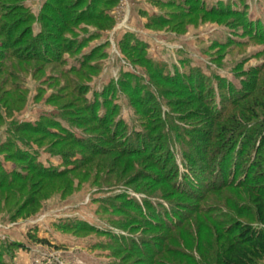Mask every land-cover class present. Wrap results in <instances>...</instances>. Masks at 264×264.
<instances>
[{
	"label": "rangeland",
	"instance_id": "374dc122",
	"mask_svg": "<svg viewBox=\"0 0 264 264\" xmlns=\"http://www.w3.org/2000/svg\"><path fill=\"white\" fill-rule=\"evenodd\" d=\"M44 11L63 28L58 40L32 41L54 32ZM74 13L84 21L71 23ZM17 16L26 21L11 29ZM0 58V179L39 182L37 165L78 174L65 194L49 188L24 217V209L16 214L23 197L0 202V264H146L141 252L124 250L130 240L137 249L163 243L165 264H189L183 254L197 259L196 225L237 222L264 233V211L247 194L224 192L250 212L236 216L219 193L196 201L200 190L186 187L211 179L188 157L204 125L178 89L195 86L196 76L221 114L243 96L264 72V0H0ZM23 125L37 132L15 131ZM131 148L137 154L127 157ZM144 153L169 168L171 185L158 183ZM152 216L159 227L146 222ZM175 224L192 238L174 239Z\"/></svg>",
	"mask_w": 264,
	"mask_h": 264
},
{
	"label": "trees",
	"instance_id": "16d2710c",
	"mask_svg": "<svg viewBox=\"0 0 264 264\" xmlns=\"http://www.w3.org/2000/svg\"><path fill=\"white\" fill-rule=\"evenodd\" d=\"M73 9L75 8H72V10ZM52 12L55 13V10H52ZM57 17V14L56 17H50L46 15L45 11L42 12L40 18L46 20L45 28L53 27L54 32L48 33V35L47 33L43 35L39 34L37 37H31L30 39L36 41L37 39L45 38L47 42L49 39L58 40V38L54 37L62 30L63 22L56 19ZM82 17L81 14L74 13L71 15L70 21L71 23L84 21ZM96 19H98V17H94L93 20ZM89 20H91V18ZM24 22L20 16H17V19L10 27L14 29L18 24H23ZM26 27L28 26H25V28ZM13 41L16 45L24 43L20 35L16 36ZM32 45L33 47L35 46L36 49L37 45L32 43L30 46ZM17 59H21L20 55L17 56ZM1 71L4 70L2 69ZM252 77L253 78L248 82L249 85L246 86L247 88L243 96L240 98H232L230 102L228 101V109L223 114L205 103V97L201 94L202 84L196 76L194 77L195 86H179L178 89L182 92L181 96L185 95L187 97L185 98L187 102L185 106L191 105L195 109V116H197L200 123L204 125L203 130H197L192 134V140L195 144V154L194 156L188 157L190 161H195L196 164L202 167V172L208 173V177L211 181L209 180L206 183H202V185H198L196 182L198 180L196 178L187 180L186 187H193V189H191L192 191H196L194 188L200 190L199 194L191 193L193 198L196 201H202L206 199L209 194L215 193H219L224 197L226 194L224 193L225 191H233L237 195L247 194L248 197L251 198V203L255 206L257 212L261 213L264 211V72L260 75L254 73ZM176 105L178 107L183 106V104L179 102ZM15 131L37 132L36 129L32 128L30 125L18 126L15 128ZM131 144L132 143H129L130 147ZM127 151V153L130 152V154H126L127 157L137 154L131 152L133 148ZM144 156L145 160L149 163L145 166L156 170V174L158 175L156 179L158 183H164L167 186L171 185L170 175L172 172H167L169 168L167 169L164 164H161L160 159H154L151 153H144ZM214 163L217 164V169L213 167V169L208 171V168H212L211 165ZM127 167L128 165L126 168ZM111 168L114 169V166L112 165ZM123 169L124 168H122L120 174H124L125 169ZM69 172L74 173H71V175L67 172L66 175H63L61 172L46 170L43 169L41 165H37L32 168V173L36 175L39 182H32L28 175L17 173L11 175L7 179L3 177L0 179V189L7 188L9 191L2 194L0 193V202H8L10 200L14 202L18 197H23L22 205L16 210V214L21 215L18 211L24 209L25 213L22 214L23 217L29 215L34 212V209L38 206L37 203L39 198H41L45 192L50 191L49 188L52 187V190H60L63 194L67 192L66 190L73 185V179L78 175L76 173V168ZM62 184H64L63 187L61 186ZM180 192L185 194L186 190ZM224 199L225 204H227L236 216H241L243 214L250 215V212L244 211V208L238 202H233L232 199L228 197H224ZM26 207H28L27 210H25ZM152 219L154 220L148 219L146 222L152 227H159L158 221L154 216H152ZM229 220L232 222L234 221L233 217ZM181 224H175L176 226L172 228L173 231L178 232L174 235V239L176 236L177 240L183 237L190 240L193 234L189 232L188 228H180ZM132 225L139 224L137 222V224ZM196 226L197 227L190 229L192 232H196L193 240L195 251L197 252V259L192 255L183 254L189 264H260L262 256L264 255V233L249 232L244 225L237 222H233L230 228H202V226ZM202 229H206L207 232L205 235L200 233ZM172 230L170 229L169 231ZM212 230L219 233V237H217L219 241L213 242L209 239V237L212 236ZM204 236L205 240L201 241V238ZM157 240L164 242L165 238ZM208 240L210 241L207 243ZM37 241L42 244L47 243L44 239H38ZM135 243V241L130 240L129 244H123L124 250L135 253L141 252L142 257L147 261L146 264L166 263L164 259H161L162 252H165L161 249L165 247L163 243L157 244L156 247H158L159 250H149L148 248L137 249ZM143 243L144 242H142V244ZM145 245L146 247L152 246L147 242H145ZM154 246L155 245H153V247ZM171 264H178V261L172 260ZM179 264H181V262Z\"/></svg>",
	"mask_w": 264,
	"mask_h": 264
}]
</instances>
